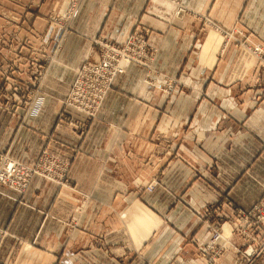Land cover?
Here are the masks:
<instances>
[{"label": "crops", "instance_id": "crops-1", "mask_svg": "<svg viewBox=\"0 0 264 264\" xmlns=\"http://www.w3.org/2000/svg\"><path fill=\"white\" fill-rule=\"evenodd\" d=\"M68 2H17L45 59L42 106L0 107V155L58 167L22 193L0 187V264H234L242 240L218 222L264 204V66L250 51L264 48V0H78L62 18ZM136 32L154 50L147 66H128L96 117L68 111L98 44ZM215 208L221 218L204 216Z\"/></svg>", "mask_w": 264, "mask_h": 264}, {"label": "built area", "instance_id": "built-area-1", "mask_svg": "<svg viewBox=\"0 0 264 264\" xmlns=\"http://www.w3.org/2000/svg\"><path fill=\"white\" fill-rule=\"evenodd\" d=\"M78 0H69L64 14L68 18L71 10ZM173 4H181L183 0H166ZM179 8L177 13L181 12ZM57 18H51L49 28H56ZM61 37L57 45L62 41L66 27L60 28ZM100 53L97 61L86 62L75 71V77L69 85V91L64 100V106L68 111L82 117L92 119L96 117L107 94L112 89L116 79L123 75L128 66L132 64L147 66L152 58L154 50L148 45L147 40L141 33L131 34L125 41H105L99 44ZM250 51L260 60L264 66V48L252 46ZM42 106V99L39 98L31 106L29 114L35 116ZM51 160V162H50ZM54 157L43 154L39 160V165H23L8 159L7 163L0 165V187H5L15 193H22L28 187L34 175L53 180V172L58 165H53ZM35 165V166H33ZM33 166V167H31ZM63 173V172H62ZM155 184L146 187L147 192H152ZM215 214L221 218L222 208L205 210L204 216ZM233 219L228 224L231 231L235 232L242 240L243 249L238 252L234 264H256L257 261L264 262V204L258 203L251 209L243 212L233 213ZM227 222L221 224L224 226ZM220 226V227H221ZM6 233L0 231V249L3 245ZM223 238L221 230H214L206 245V250L210 251L218 258L222 253V248L217 247ZM210 264V263H208Z\"/></svg>", "mask_w": 264, "mask_h": 264}, {"label": "rangeland", "instance_id": "rangeland-1", "mask_svg": "<svg viewBox=\"0 0 264 264\" xmlns=\"http://www.w3.org/2000/svg\"><path fill=\"white\" fill-rule=\"evenodd\" d=\"M10 1L14 5L19 2ZM19 7L11 9L0 5V107L14 114L25 115L30 112L33 100L40 98L36 90L44 74L35 68L38 61L45 59L37 55L35 43L38 41L35 42L37 39L32 38L35 35L25 28L23 6L21 10ZM25 37L31 40L27 41ZM8 159L24 165L7 154L0 155V165L7 163ZM224 222L228 223L229 219L222 218L218 223L221 225Z\"/></svg>", "mask_w": 264, "mask_h": 264}, {"label": "bare ground", "instance_id": "bare-ground-1", "mask_svg": "<svg viewBox=\"0 0 264 264\" xmlns=\"http://www.w3.org/2000/svg\"><path fill=\"white\" fill-rule=\"evenodd\" d=\"M252 56H253V57H255V55H254V54H252ZM255 59H256V58H255ZM225 225H226V224H225ZM225 225H224V226H225Z\"/></svg>", "mask_w": 264, "mask_h": 264}]
</instances>
